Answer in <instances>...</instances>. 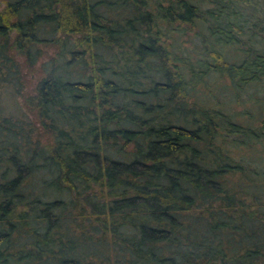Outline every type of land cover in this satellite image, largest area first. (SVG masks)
Returning a JSON list of instances; mask_svg holds the SVG:
<instances>
[{
	"label": "trees",
	"instance_id": "1",
	"mask_svg": "<svg viewBox=\"0 0 264 264\" xmlns=\"http://www.w3.org/2000/svg\"><path fill=\"white\" fill-rule=\"evenodd\" d=\"M2 3L0 264H264V0Z\"/></svg>",
	"mask_w": 264,
	"mask_h": 264
},
{
	"label": "rangeland",
	"instance_id": "2",
	"mask_svg": "<svg viewBox=\"0 0 264 264\" xmlns=\"http://www.w3.org/2000/svg\"><path fill=\"white\" fill-rule=\"evenodd\" d=\"M4 6L2 3V0H0V9ZM196 44H199L198 40H195ZM187 46H191L190 43L186 44ZM222 52L227 54L230 58H233V56L236 54V50L232 46H224L221 47ZM45 58H41L35 66H39V64L44 60ZM255 88L247 89L246 91H240L239 98L235 96L232 89L227 83V80L220 76L212 77L210 80H207L205 86H201V95L200 97L207 96L209 97V102L217 103L219 106L224 107L230 112H234L235 114H240L237 116V119L239 121H243L245 123H251V122H257L258 120V107H256V103L254 104L255 94L254 92ZM258 93V92H257ZM256 93V94H257ZM6 95V97H5ZM250 95H252L250 97ZM5 97V103H9L8 107H14L12 96L8 94V92L4 93ZM8 97V98H7ZM16 104V101H15ZM248 112L251 114V118L247 115ZM247 115V116H246Z\"/></svg>",
	"mask_w": 264,
	"mask_h": 264
}]
</instances>
